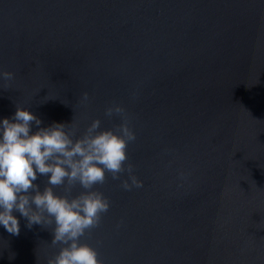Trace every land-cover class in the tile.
I'll list each match as a JSON object with an SVG mask.
<instances>
[{
  "label": "water",
  "instance_id": "water-1",
  "mask_svg": "<svg viewBox=\"0 0 264 264\" xmlns=\"http://www.w3.org/2000/svg\"><path fill=\"white\" fill-rule=\"evenodd\" d=\"M5 70L0 117L134 129L143 186L106 173L111 206L81 238L104 264H264V0H0ZM20 225L0 226V264H47L51 231Z\"/></svg>",
  "mask_w": 264,
  "mask_h": 264
},
{
  "label": "clouds",
  "instance_id": "clouds-1",
  "mask_svg": "<svg viewBox=\"0 0 264 264\" xmlns=\"http://www.w3.org/2000/svg\"><path fill=\"white\" fill-rule=\"evenodd\" d=\"M14 75L0 71V79L6 81ZM82 98L86 102L88 93H82ZM124 111L113 104L105 108V115ZM70 123L44 124L30 107L19 104L10 116L0 117V226L18 235L22 216L28 228L49 229L51 243L60 247L47 264H104L97 249L81 238L101 223L102 213L111 206L110 199L95 188L106 173L120 179L126 171L125 189L143 186L133 166L125 164L128 144L136 133L126 119L101 128L96 118L82 133L75 126L70 129ZM41 175L47 177L43 187L37 182ZM76 184L82 191L73 195ZM58 185L64 186L63 193L56 191Z\"/></svg>",
  "mask_w": 264,
  "mask_h": 264
}]
</instances>
